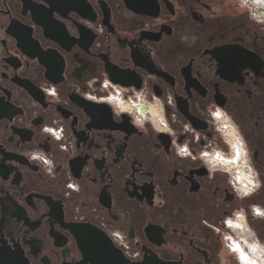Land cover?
<instances>
[{"label": "flooded vegetation", "instance_id": "obj_1", "mask_svg": "<svg viewBox=\"0 0 264 264\" xmlns=\"http://www.w3.org/2000/svg\"><path fill=\"white\" fill-rule=\"evenodd\" d=\"M90 226L130 264L264 249V0H0V264H92Z\"/></svg>", "mask_w": 264, "mask_h": 264}, {"label": "water", "instance_id": "obj_2", "mask_svg": "<svg viewBox=\"0 0 264 264\" xmlns=\"http://www.w3.org/2000/svg\"><path fill=\"white\" fill-rule=\"evenodd\" d=\"M55 0H47L48 4L52 7ZM13 25H9L6 33L13 36ZM77 236L80 249L83 254L92 261V264H130L122 252L115 248L109 238L94 227L81 228L75 232ZM157 264H161L159 260H156ZM134 264H145L134 263Z\"/></svg>", "mask_w": 264, "mask_h": 264}, {"label": "bare ground", "instance_id": "obj_3", "mask_svg": "<svg viewBox=\"0 0 264 264\" xmlns=\"http://www.w3.org/2000/svg\"><path fill=\"white\" fill-rule=\"evenodd\" d=\"M240 229V228H238ZM235 248H234V253H237V257L239 260L240 264H244L243 261L241 260V255L247 256L252 260L248 264H264L262 261V257H264V252L260 247H257L256 245H249L247 240L243 238V240L235 241ZM251 251L253 253H251ZM247 261V260H246Z\"/></svg>", "mask_w": 264, "mask_h": 264}, {"label": "built area", "instance_id": "obj_4", "mask_svg": "<svg viewBox=\"0 0 264 264\" xmlns=\"http://www.w3.org/2000/svg\"><path fill=\"white\" fill-rule=\"evenodd\" d=\"M50 134L51 137H53L54 139H56V141H60L62 135L60 131H53V130H47ZM235 153V154H234ZM233 156L231 157V159H226L224 156L222 155H218V159L221 163H226L227 161H232L234 156H236V151H233ZM35 160H37L41 165H43L45 168H49L48 163L45 159L43 158H39V157H35L33 158ZM114 240L118 243V245L126 252L128 253V246L126 245V242L119 236L114 234L113 235ZM235 241H229V247L230 249L234 250L235 248Z\"/></svg>", "mask_w": 264, "mask_h": 264}, {"label": "rangeland", "instance_id": "obj_5", "mask_svg": "<svg viewBox=\"0 0 264 264\" xmlns=\"http://www.w3.org/2000/svg\"><path fill=\"white\" fill-rule=\"evenodd\" d=\"M234 233H236V232H234ZM238 236H239V238H242L243 236L242 235H240V234H238V233H236ZM246 238H247V241H248V244L249 245H256L257 247H260L261 249H263L262 247V244L261 243H258V242H256L255 241V239H253L254 237H253V235L250 233V232H248L247 234H246ZM263 251H264V249H263ZM232 258H233V260H232V262L235 264V259H234V257L233 256H231Z\"/></svg>", "mask_w": 264, "mask_h": 264}]
</instances>
